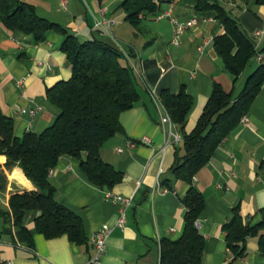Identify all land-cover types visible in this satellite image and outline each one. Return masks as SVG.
<instances>
[{
    "label": "crops",
    "instance_id": "crops-1",
    "mask_svg": "<svg viewBox=\"0 0 264 264\" xmlns=\"http://www.w3.org/2000/svg\"><path fill=\"white\" fill-rule=\"evenodd\" d=\"M24 1L33 4L38 15L60 24L82 41L98 35L93 27L100 17V8L104 7V16L114 20L113 35L98 36L124 54V64L132 63L140 68L143 78L135 75L139 98L132 108L120 114L122 131L107 138L99 150L100 158L121 173V180L110 189L100 188L90 182L79 160L71 156L60 157L49 172L55 199L80 217L86 240L76 243L65 235L47 239L35 228L38 212L25 211L21 224L32 235V245H27L18 240V227L13 220L0 216V260H11L13 264H90L93 254L90 235L108 226L112 231L103 264H157L161 239H175L182 232L185 214L182 198L194 186L204 197V208L196 220L198 232L205 241L203 264H264V253L259 247V235L264 230L248 235L244 256L235 259L227 248L222 230L236 208L250 226L261 221L264 82L243 115L246 123L239 121L191 183L176 179L171 172L181 143L172 141L168 124L160 121L165 110L154 103L146 88L147 85L155 88L158 94L161 90L176 94L181 89L189 94L192 106L184 130L190 132L215 84L233 97L242 90L246 79L243 73L255 55L248 59L238 76L233 75L214 45V38L224 34L225 28L213 13H198L197 0H160L155 14L140 15L134 24L125 19L120 7L122 0ZM216 2L236 21L252 48L261 50L264 0ZM169 7L178 19L196 15L207 20H198L175 45L171 42L169 17L157 18ZM256 29L263 30L259 39L253 38ZM62 40L60 33L50 31L43 41L37 42L32 35L9 30L0 23V108L13 119L14 133L18 137L26 131H43L57 115L46 90L71 76L70 65L60 49ZM172 132L181 136L176 124ZM143 136L149 137V145L139 142ZM118 148L121 151H117ZM5 159L0 155V171L6 177L0 205L8 210L11 195L35 188L19 167L4 166ZM105 190L131 200L124 211L122 228L116 225L120 206L105 200Z\"/></svg>",
    "mask_w": 264,
    "mask_h": 264
},
{
    "label": "trees",
    "instance_id": "trees-1",
    "mask_svg": "<svg viewBox=\"0 0 264 264\" xmlns=\"http://www.w3.org/2000/svg\"><path fill=\"white\" fill-rule=\"evenodd\" d=\"M159 2L122 0L120 7L125 19L134 24L140 15L155 14ZM195 9L202 15L213 13L224 26L225 33L214 38V45L225 67L238 76L257 51L216 0H197ZM0 23L9 30H21L32 35L37 42L43 41L50 31L60 33L63 36L60 49L71 68L69 79L61 80L46 90L47 99L56 108L57 115L43 131H26L20 137L16 136L13 119L0 108V155L6 158L4 166L19 167L35 188L11 195L8 210L0 205V216L13 220L18 227V240L27 245H32V235L21 224L25 211L38 212L34 225L45 238L65 235L70 241L82 243L86 240L82 221L55 199L49 171L60 157L71 156L79 160L90 182L100 188L110 189L121 180V173L100 158L99 150L107 138L122 131L120 114L138 101L135 73L129 64L123 63L124 54L97 34L82 41L60 24L38 15L35 6L24 0H0ZM235 47L237 49L232 53ZM259 52L264 53V46ZM262 61L246 77L244 87L235 97L215 84L190 132H186L184 127L192 106L191 96L183 89L176 94L167 90L159 92L165 111L181 132L180 148L171 166L176 179L191 183L247 113L264 82ZM5 185L6 177L0 171V192L4 191ZM182 203L185 207L182 232L175 239H161L157 264H203L205 241L198 232L196 220L204 208V197L191 186ZM261 215V221L250 226L236 208L232 218L223 224L226 245L234 259L244 256L248 235L264 230V209ZM259 247L264 253V233L259 235Z\"/></svg>",
    "mask_w": 264,
    "mask_h": 264
},
{
    "label": "built area",
    "instance_id": "built-area-1",
    "mask_svg": "<svg viewBox=\"0 0 264 264\" xmlns=\"http://www.w3.org/2000/svg\"><path fill=\"white\" fill-rule=\"evenodd\" d=\"M159 1V0H156ZM105 13V8H100L99 14L100 17L98 20L95 21L94 23V29L97 31L98 35L103 36V35H108L112 36V26L114 24V20L110 18H106L104 16ZM164 16L169 17V21L172 24V40L171 42L173 44H178L181 35L190 27L194 26L198 20H207V18H200L199 16H192L189 19L186 20H181L178 19L177 17L172 15L171 8L169 7L167 10H165L163 13H160L157 18H163ZM263 33L262 29H256L253 32V38L254 39H259ZM264 54L262 52L257 51L255 55V59L258 62H261L263 59ZM133 72L135 73L136 76L140 77L141 79L143 78L142 72L140 71V68L135 66L134 64H130ZM148 94L150 95L151 99L154 101V103L160 107H163V104L161 102L160 96L155 90V88H152L150 86H146ZM165 110V109H164ZM163 124H168L169 126V135L172 138V141L174 143H179L181 141V136L176 133L172 132V128L174 127V123L172 122L170 116L167 114L165 111V115L161 118L160 120ZM247 118L246 116H242L240 119V122L246 123ZM140 143L143 144H150V139L147 136H143L139 140ZM134 142L131 143V146H134ZM117 151H121L120 148L117 149ZM50 172V171H49ZM104 198L106 201L111 202L113 204H118L119 207V216L116 221V225L120 228L124 226L125 222V217H124V211L127 206L130 205V199L124 196H121L119 194L113 193L111 190H105L104 191ZM112 231L111 227L104 226L99 228L98 230L94 231L90 235V242L92 244L93 248V254L90 258V264H103V256L106 253V248H107V240ZM0 264H13L11 260H0Z\"/></svg>",
    "mask_w": 264,
    "mask_h": 264
},
{
    "label": "rangeland",
    "instance_id": "rangeland-1",
    "mask_svg": "<svg viewBox=\"0 0 264 264\" xmlns=\"http://www.w3.org/2000/svg\"><path fill=\"white\" fill-rule=\"evenodd\" d=\"M257 60L253 59L250 61V63L248 64V66L246 67L243 75L245 74V78L248 76V74L253 71V69L256 67V65L259 63L256 62Z\"/></svg>",
    "mask_w": 264,
    "mask_h": 264
}]
</instances>
